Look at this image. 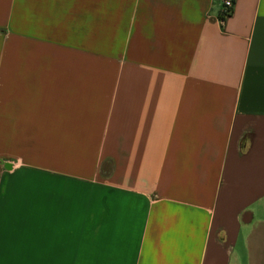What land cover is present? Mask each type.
<instances>
[{
	"label": "crops",
	"instance_id": "1",
	"mask_svg": "<svg viewBox=\"0 0 264 264\" xmlns=\"http://www.w3.org/2000/svg\"><path fill=\"white\" fill-rule=\"evenodd\" d=\"M0 0V264H252L264 0Z\"/></svg>",
	"mask_w": 264,
	"mask_h": 264
},
{
	"label": "rangeland",
	"instance_id": "2",
	"mask_svg": "<svg viewBox=\"0 0 264 264\" xmlns=\"http://www.w3.org/2000/svg\"><path fill=\"white\" fill-rule=\"evenodd\" d=\"M256 244L258 245V248L255 249L254 255L251 258H245L246 261L251 262L252 264H264V227H262L261 230L256 232Z\"/></svg>",
	"mask_w": 264,
	"mask_h": 264
},
{
	"label": "built area",
	"instance_id": "3",
	"mask_svg": "<svg viewBox=\"0 0 264 264\" xmlns=\"http://www.w3.org/2000/svg\"><path fill=\"white\" fill-rule=\"evenodd\" d=\"M232 7H233L232 0H224L220 19H225L227 16H229L231 14Z\"/></svg>",
	"mask_w": 264,
	"mask_h": 264
}]
</instances>
